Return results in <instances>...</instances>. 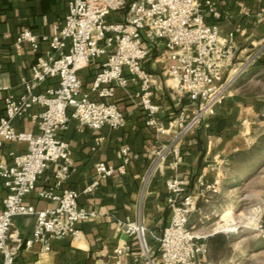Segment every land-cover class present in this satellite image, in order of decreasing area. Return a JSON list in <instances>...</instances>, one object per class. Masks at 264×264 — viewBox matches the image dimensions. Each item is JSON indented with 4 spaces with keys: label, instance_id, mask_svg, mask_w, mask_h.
I'll use <instances>...</instances> for the list:
<instances>
[{
    "label": "crops",
    "instance_id": "obj_1",
    "mask_svg": "<svg viewBox=\"0 0 264 264\" xmlns=\"http://www.w3.org/2000/svg\"><path fill=\"white\" fill-rule=\"evenodd\" d=\"M199 1L205 21L211 22V16L202 5L204 0ZM215 3L221 13L217 19L221 35L235 32L239 47L237 58L260 45V52L251 57V65L255 66H250L249 70L252 74L263 73L264 0H215ZM66 8L67 0H0V111L4 107V96H19L22 93V77H28L30 63L49 50L43 37L49 36L53 26L61 23ZM25 27L37 36L35 49L30 42L15 44L18 32ZM163 50V46L157 45L144 63L152 74L153 97L160 104L157 120L167 127L168 121L181 109L187 108L189 102L177 92V82L161 72L160 55ZM100 61H92L79 71L83 88L92 98L96 96L90 90L91 81L100 69ZM249 79L236 75L228 96L215 107V114L204 119L193 132L178 139L175 127H170L167 134H160L146 125V114L134 95L133 85L127 90L117 88L114 96L108 99L116 102L124 115V123L119 128L112 130L103 126L94 130L70 119L65 130L60 132L70 150L67 178L57 185L55 166L51 164L37 180L33 192L24 197V202L38 209L55 207V201L41 199L38 191L53 188L59 194L69 188L78 192V204L93 210L95 215L77 225V238H52L47 247L39 242L30 247L22 246L15 264H150L151 259L154 264L156 260L161 264L157 239L171 216L165 180L175 175L191 180L195 193L200 192L195 180L197 176L202 175L207 181L219 176L218 193L205 192V196L197 201L196 210L191 213L197 217L192 223L189 220V224L198 235L211 236L214 231H224L219 230L221 215L234 213L238 189L244 183L264 188V174L258 177V173H264V160L258 163L250 158L244 162L240 159L241 155L248 156L255 150V140L264 132L261 112L263 95L245 91L250 86ZM56 84L54 78H48L40 90ZM41 110V106L33 105L22 116L14 117V130L36 132L35 115ZM260 127H263L262 131ZM26 146V142L20 140L3 142L0 145V162H9L11 153H21ZM124 146L129 148L131 155L125 164V171L121 173L117 170L111 176L99 177L95 165L104 161L117 168L123 163L121 148ZM161 151L165 153L162 158L157 155ZM242 164L248 168L244 176L237 170ZM94 181L97 185L91 191H85ZM5 194L0 176V209ZM259 195L264 196V192ZM256 206L259 210L249 224L241 221L244 215L234 213L238 227L255 230L258 221L264 226L263 205L259 203ZM213 217L219 219L214 222L216 225L212 230L208 226ZM13 220L11 230L29 238L35 219L18 215ZM128 223L142 226L147 251L141 250L137 234L124 232ZM238 227L225 232H236ZM253 240L255 243L249 244L246 239H229L227 246L233 251L228 258L222 262L215 261L209 251L204 264H264V236H256ZM118 248L122 250L120 253H117ZM238 251L240 254L235 256Z\"/></svg>",
    "mask_w": 264,
    "mask_h": 264
},
{
    "label": "built area",
    "instance_id": "obj_2",
    "mask_svg": "<svg viewBox=\"0 0 264 264\" xmlns=\"http://www.w3.org/2000/svg\"><path fill=\"white\" fill-rule=\"evenodd\" d=\"M202 5L211 22L205 21L199 0H67L61 23L53 26L49 36L43 37L49 50L30 63L29 76L21 79L22 93L8 94L2 99L0 145L20 140L27 146L21 153H11L9 162H0V176L6 189L0 209L1 264H15L22 246L39 242L47 247L52 238H77V225L95 215L93 210L78 204V192L69 188L59 194L53 188L38 191L41 199L55 201V207L38 209L24 202V197L33 192L37 180L51 164L55 166L57 185L67 178L70 150L60 132L70 119L94 130L103 126L112 130L119 128L124 123V115L117 103L108 99L117 88L127 90L132 85L145 111L146 125L160 134H167L170 127H175L178 139L215 114V107L228 96L235 76L246 65L233 67L239 52L235 32L221 35L217 22L221 13L215 0H204ZM18 33L17 46L26 41L33 49L37 47V36L29 27ZM157 45L164 48L160 55L162 74L177 82V92L189 102L187 108L168 121L167 127L157 120L160 104L153 97L152 74L144 63ZM97 59H101L100 69L91 81L90 90L96 96L92 98L83 88L79 71ZM48 78H54L57 84L40 90ZM33 105L42 107L35 115L37 131H15L14 117L22 116ZM262 116L264 119V112ZM121 149L123 163L117 168L104 161L95 165L99 177L125 171L131 155L127 146ZM164 154V151L157 152L160 158ZM195 180L200 186L198 193L186 177L175 175L165 180L171 216L157 239L161 264L205 262L207 234H196L189 220L205 192L218 193L220 180L216 176L213 181H207L202 175ZM96 185L94 181L84 190L91 191ZM18 215L35 219L29 238L11 230L13 219ZM256 229L264 236V226L259 221ZM124 232L137 234L141 250L147 251L142 226L128 223ZM150 264H154L152 259Z\"/></svg>",
    "mask_w": 264,
    "mask_h": 264
},
{
    "label": "rangeland",
    "instance_id": "obj_3",
    "mask_svg": "<svg viewBox=\"0 0 264 264\" xmlns=\"http://www.w3.org/2000/svg\"><path fill=\"white\" fill-rule=\"evenodd\" d=\"M259 48H260V45L253 47V49H249L247 52H245L243 54V56L241 55L239 58H236L233 67L239 68V67H243L244 65H246L245 69L242 72L238 73L237 75H242V76L244 75L245 78L246 77L248 79L250 78L249 79V82H250L249 85L250 86L245 91H247L249 93L252 91L254 93L262 94L263 95L262 96L263 105H264V72L261 74H259V73H257V74L253 73L252 74L250 72L251 69L249 70L250 66H255V65H251V64H253L252 63L253 60L251 57L257 56V54L260 52ZM249 54H251V55L249 57H246ZM239 62H242V63H239ZM248 62H249V64H247ZM252 71H253V69H252ZM244 73H247V75ZM263 109H264V106L261 109L262 110L261 112H264ZM256 127H258V126L256 125ZM260 128L262 131L263 127H260ZM254 145H255V150L253 152H251L250 155H248V156L241 155L240 156V159L242 160V162H244L248 158H250L251 160L253 159V161H256L258 163L261 162L262 160H264V132L256 138ZM237 170H240L243 176L248 173V168H246V166L244 164H242L240 169L238 168ZM263 174H264L263 172L258 173V177H259V175H263ZM246 184L247 183H244L238 189V192L236 194L237 203H235V205H234V213H236V215H238V216L244 215V217L241 219L242 222L249 214H251L254 211V209L256 207H259V206H256L259 203H262L263 208H264V196L260 197V195H259L260 192H264V188H260L258 186H250V185L247 186ZM234 213H232V214L228 213V214L234 217ZM196 217H197L196 215L190 216V222L191 221L194 222L193 220H195ZM218 219H219V217H213L211 219V221H210L211 225L208 226L209 229L212 228V230H213L214 226L217 223L216 221ZM214 222H216V223H214ZM219 235H224L225 237H227V239H234L235 241H237L238 239H246V241H247L246 243H249V244L255 243V240H253V239H255L256 236H259L260 238L263 237L262 235L259 234L258 229L255 228V230H254V229L244 227V226L238 227V231H236V232L228 233L225 231H221L219 233ZM215 248L218 249L217 245L215 246ZM236 248H238V247H236ZM232 251H233V249L230 247H228L227 252L221 250V252L219 253V258H217V260L219 259V261H221V262L223 260H226L228 258V255H230V252H232ZM239 254H240L239 251L235 252V256H238ZM155 264H159L157 260L155 261Z\"/></svg>",
    "mask_w": 264,
    "mask_h": 264
},
{
    "label": "trees",
    "instance_id": "obj_4",
    "mask_svg": "<svg viewBox=\"0 0 264 264\" xmlns=\"http://www.w3.org/2000/svg\"><path fill=\"white\" fill-rule=\"evenodd\" d=\"M228 241L229 239H227V237H225L224 235H219V233H215L211 236H207L206 238V244L208 248L207 254L210 251L211 258L216 261L217 258H219V253L221 252V250L225 252L228 251V246H227ZM216 245L218 249L215 248Z\"/></svg>",
    "mask_w": 264,
    "mask_h": 264
},
{
    "label": "bare ground",
    "instance_id": "obj_5",
    "mask_svg": "<svg viewBox=\"0 0 264 264\" xmlns=\"http://www.w3.org/2000/svg\"><path fill=\"white\" fill-rule=\"evenodd\" d=\"M259 210V207H256L254 209V211L249 214L244 220L243 222L245 224H249L251 222V220L254 218L255 214L257 213V211ZM222 217V223L219 225V230L221 231L224 230V231H227V230H235L237 227H238V220L236 221V219L229 215V214H224V215H221ZM218 230V229H217ZM237 230V229H236Z\"/></svg>",
    "mask_w": 264,
    "mask_h": 264
},
{
    "label": "water",
    "instance_id": "obj_6",
    "mask_svg": "<svg viewBox=\"0 0 264 264\" xmlns=\"http://www.w3.org/2000/svg\"><path fill=\"white\" fill-rule=\"evenodd\" d=\"M214 233H219V231H214Z\"/></svg>",
    "mask_w": 264,
    "mask_h": 264
}]
</instances>
